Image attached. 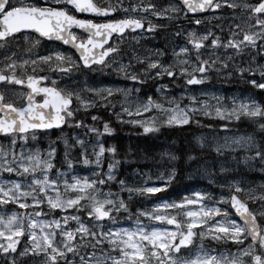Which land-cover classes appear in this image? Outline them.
Here are the masks:
<instances>
[{"label": "snow or ice", "instance_id": "snow-or-ice-1", "mask_svg": "<svg viewBox=\"0 0 264 264\" xmlns=\"http://www.w3.org/2000/svg\"><path fill=\"white\" fill-rule=\"evenodd\" d=\"M0 264H264V0H0Z\"/></svg>", "mask_w": 264, "mask_h": 264}, {"label": "trees", "instance_id": "trees-1", "mask_svg": "<svg viewBox=\"0 0 264 264\" xmlns=\"http://www.w3.org/2000/svg\"><path fill=\"white\" fill-rule=\"evenodd\" d=\"M219 84L223 87L224 92L231 91L232 88L236 86L234 84H228L224 82H219ZM196 119L200 120L202 124L209 123L208 117L197 116ZM206 131L207 129L201 128L199 125H189L182 128L179 132L172 131L170 134L166 133V136L169 142L174 141V147H182L186 141H191L193 135H199L201 134V132H206ZM53 135H55V133H53Z\"/></svg>", "mask_w": 264, "mask_h": 264}, {"label": "rangeland", "instance_id": "rangeland-1", "mask_svg": "<svg viewBox=\"0 0 264 264\" xmlns=\"http://www.w3.org/2000/svg\"><path fill=\"white\" fill-rule=\"evenodd\" d=\"M209 88H210V90H212V89L214 88V89H216V90H219V91H221V92H224L223 87H222L219 83H217V82H215V81H213V84L210 85ZM185 103H187V101H185Z\"/></svg>", "mask_w": 264, "mask_h": 264}]
</instances>
